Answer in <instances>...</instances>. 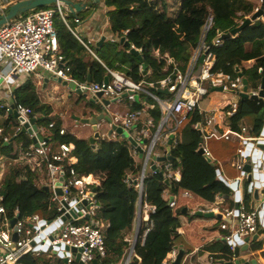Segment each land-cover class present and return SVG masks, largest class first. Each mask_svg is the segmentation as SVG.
<instances>
[{
	"label": "built area",
	"instance_id": "obj_1",
	"mask_svg": "<svg viewBox=\"0 0 264 264\" xmlns=\"http://www.w3.org/2000/svg\"><path fill=\"white\" fill-rule=\"evenodd\" d=\"M1 1L0 12L2 13L5 8L1 6ZM67 10L68 8L62 2L57 1L52 7L32 9L25 17H16L0 26V83L9 86L11 78L19 79V76H29L40 70L66 85L73 83L76 88L94 98L97 104L103 105L102 98L114 99L113 102L103 105L111 117L110 130L113 125L117 126L121 123V127L127 131V136H131L136 143L133 145L127 141L130 154L134 158L140 155L138 147L142 149L141 170L134 179V187L139 196L133 220V233L126 239L128 246L122 264H129L133 257L139 259L134 247L139 237L141 223L144 222L146 225L140 237L142 243L153 226L150 213L154 212L155 208L148 204L142 205L145 174L147 171H156L150 169V162L153 160V164L162 172L164 179L180 181V172L173 168L171 161H158L157 158L165 156L169 139H171L170 148L178 143L181 125L188 115L196 110L204 115L203 120L196 124L195 128L201 137L199 149H202V155L206 159L210 158L213 161L208 140L214 138L236 141L238 147L232 166L239 171V176L235 180L240 182L247 178L248 173L243 171L246 163L251 165V172L256 169L258 174H262L258 185V199L253 198V187L248 189L253 205L247 207L240 195L237 209L228 208L221 212L219 227L226 231L223 240L231 251V259L236 260L235 236L240 239L251 238L259 230V226L264 229V149L259 147L260 144H264V123L257 132L253 131L252 125L247 122L238 124L237 129L223 125L227 114L233 116L237 112L239 100L237 93L244 90L246 78L242 70L247 66L242 62L233 76L212 71L215 55L211 48L219 45L223 39L220 38L222 33L218 32L210 44L206 42V35L214 23L211 8L207 9L198 42L192 48L186 66L182 69L172 57L163 54L169 72L163 78L153 82H136L123 72L107 67L105 68L110 75L106 77L107 81L104 79L100 82L92 79L90 81L76 80L71 75L70 65L60 51L54 24L55 17L58 15L73 35L89 51L92 52V50L88 46L89 42H83L70 25ZM244 19L237 20L239 25ZM73 22L79 23L80 19L75 15ZM217 87H221L223 92L234 91L237 99L224 103L217 108L216 112H207L201 103L212 89ZM163 89L167 90V93H159V95L156 93L157 90ZM259 92L260 85L257 88H251L248 85L245 91L249 96L257 97ZM98 93L102 96L98 97ZM9 94L12 96L11 91ZM122 98H125L129 104L138 100L144 106L138 110L127 111H120L116 106L120 115L113 116L108 106L119 103ZM146 98L152 99L160 111V118L156 125L149 113L154 108V104L146 105L144 102ZM259 99L264 100V97ZM12 105H14L13 108ZM227 107H229L228 110H226ZM0 109H4L6 113L15 110L27 121L32 117V109L21 104L0 103ZM219 117H222L220 122ZM54 126L55 123L52 121L47 128H54ZM20 128L19 122L13 126V138L20 133ZM44 130L45 126L38 125L37 130L29 134L35 137L36 145L31 143L22 150L21 155L32 170L44 172V178L37 186L47 191L49 206L44 214L41 212L21 214L18 207L9 214L2 203L3 195L0 194V264H19L20 258L26 254L40 257L45 253L57 255L60 258L59 264H92L94 260L97 264H101L100 261L107 256L105 232L109 223L99 218L101 204L96 198V189L100 186L104 173L93 172L81 175L74 168L69 167L75 164L72 155L73 144L58 142L53 145L49 138L41 135ZM64 132L63 128L59 129V134ZM112 132L115 133V130L112 129ZM3 139L9 140L7 136ZM259 152L260 156H258ZM258 160H260L259 164H257ZM60 177H62L61 181ZM1 186L0 174V188ZM57 190H60V193ZM167 194L170 197H165ZM179 194L186 198L192 197L187 190H182ZM178 195L170 188H166L162 193L163 199L171 208L176 207ZM13 219L15 221L11 224ZM14 234L16 240L13 238ZM174 257L175 251H172V259L163 261L161 264H173ZM208 260L210 264H213L215 258L209 255Z\"/></svg>",
	"mask_w": 264,
	"mask_h": 264
},
{
	"label": "trees",
	"instance_id": "obj_2",
	"mask_svg": "<svg viewBox=\"0 0 264 264\" xmlns=\"http://www.w3.org/2000/svg\"><path fill=\"white\" fill-rule=\"evenodd\" d=\"M99 3L109 8L107 15L112 35L125 37L139 53H130L119 40H109L96 49L95 54L100 62L62 20L55 17L60 51L71 67V75L78 81L87 80L90 76L92 80L100 82L110 76L105 67L121 71L136 82H153L163 78L169 72L163 54L172 57L182 69L186 66L191 50L198 42L208 7L214 15L213 26L206 35L208 44L218 32L227 33L239 26L237 20L252 14L257 7L252 0H100ZM172 6L176 9L171 15ZM47 7L50 6L41 8ZM89 48L94 49V46ZM211 51L215 55L213 72L233 76L242 62L251 60V64L243 68L242 73L249 87L257 88L261 80H264V15L263 19L254 21L234 37L213 46ZM146 101L148 104H154L149 113L156 125L160 111L152 99L146 98ZM13 103L30 107L32 116L45 112L46 116L39 121L41 125L47 127L51 120H54L48 115L49 106L41 103L35 86L29 79L13 90ZM131 106L132 110L142 108L138 100ZM5 115L6 118L1 120ZM227 117L232 121L238 118L231 123L232 128L237 129L238 121L244 119L252 125L253 131L257 132L264 123V100L239 98L237 112L233 116L227 114ZM203 118L204 115L197 110L190 113L179 129L178 143L171 148V163L173 168L180 172L179 182L164 179L156 171L146 172L142 205L148 204L155 208L154 212L150 213L153 226L142 243L140 237L146 225L141 223L134 247L139 259L133 257L129 264H161L180 239L178 229L182 225L180 217L184 208H179L178 202L176 207H169L162 197L166 188H170L177 195L181 189L189 190L206 201H214L217 195L231 194V188L224 179L219 178L216 170L223 169L228 178L236 176L230 164L236 158L238 143L225 139L208 140V148L213 157V161L209 162L198 152L201 137L195 125ZM17 124V117L0 109V156H8L12 150L11 144L4 141V136L11 141L19 137L25 139V133L12 137L13 129L11 130L10 126ZM61 126V120L57 119L51 132L53 140L57 143L74 145L73 155L76 156L77 162L69 167L81 175L104 173L103 180L96 189V198L101 204L99 218L109 223L105 232L107 256L103 264H119L128 246L125 237L132 228L136 215L139 195L134 187V179L141 170V158H134L130 154L127 139L112 140L99 137L94 142L95 146H92L89 138H77L67 131L59 134ZM27 145L28 141L24 140V146ZM36 180L37 174L29 168L10 166L2 178L0 188L2 203L9 214H12L16 207L21 214L46 212L49 206L48 194L45 189L37 186ZM243 201L250 207L251 197L246 191ZM262 233L264 235V229ZM263 247L264 236L249 245L250 251L261 250ZM206 250L213 253L214 258L221 260L223 264H229L232 260L231 251L225 242L217 240L208 244ZM261 255L264 257V250ZM40 263L46 264L44 257H34L31 254H26L19 260V264Z\"/></svg>",
	"mask_w": 264,
	"mask_h": 264
},
{
	"label": "crops",
	"instance_id": "obj_3",
	"mask_svg": "<svg viewBox=\"0 0 264 264\" xmlns=\"http://www.w3.org/2000/svg\"><path fill=\"white\" fill-rule=\"evenodd\" d=\"M16 1H18V0H2L1 3L4 5L7 4L10 6L11 4L15 3ZM83 1H85V0H83ZM97 5L99 6V12L101 13L100 15H98L97 17H95V16L90 17L87 21H85V20H83V18L80 17L79 13L77 12L75 15L80 19V22L79 23L73 22V23L75 25L74 27H75V32H76L77 36L83 42H85V43L89 42L88 43L89 46H94V49L90 48L93 53L91 51H89L88 49L87 50L91 53V55L93 57H95L98 61L101 62V60L95 54L96 42L99 41L102 36L105 37L102 44H104L105 42H107L109 40L118 41L120 38L117 35H112V33L109 30V20H108V15H107V11L109 10V8L105 7L102 3H99ZM86 10H87V8L84 9L83 11H86ZM67 12H68L67 13L68 17L70 15H71L70 17L75 16L74 14H71V12L69 10H67ZM102 13H105L107 16L106 20L103 19L104 21L102 20ZM261 19H263V17ZM99 23H100V25H99ZM84 60H86V58H84ZM251 62L252 61H248V62H244V63H251ZM28 79L30 81H32V83L34 84L35 91L37 92V94L41 100V103H44L47 106H49L50 112L48 115L51 116L52 118H54V120H51V122L53 121L55 123V121L57 119H60L61 123H62L61 128H63L65 131L73 134L77 138H90L91 136H93L95 130H99V132L101 130H104V134H106L107 137L110 136V135H108L110 132L109 122H107L106 120L105 121L99 120V121H102V123L101 122L97 123L96 128H94L92 125L88 124V126H86L87 129H80L78 131L76 129L75 134L72 133L71 131H68L66 125L63 124V122H66V121H65V117H64V120L62 118V116H63L62 111L67 110V112L70 114L69 116L71 118H73L74 120H76V118L79 117L76 115L75 111H73V113H71L72 110H70V107L68 106L69 101H71V99L73 98V95L75 93L76 94H79V93H77L74 89L70 88L69 84L66 85L61 81H57V79L52 78L47 72H44V71L39 70L38 72H36L32 75H29V76H19V79L11 78L9 80V86H6L5 84L0 83V103L11 104L13 102V90L15 88H17L18 86H21ZM50 81H55L56 83H53V84L51 83V85H50ZM9 91L12 92V96L9 94ZM236 99H237V97L233 101H235ZM58 102H61V104L60 105L57 104ZM144 102L146 105L148 104L146 99H144ZM228 102H232V101L223 99L221 101L215 102L214 100L210 99V97L207 96L205 98V100L203 101V103H204L203 108L205 111L213 113V112H216L218 107H220L224 103H228ZM131 105L132 104H129L125 98H122L119 101V103H117L115 105L111 104L109 107V111L112 112V110L115 109L116 106L119 107L120 111L132 110ZM143 106L144 105H142V107ZM228 109H229V107L226 108V110H228ZM100 112H101V110L99 108H96L95 112L88 114L84 118H89V116H91V115H92V117H94L95 115H98ZM116 113H119V112L115 109L113 116ZM41 116L45 117L46 116L45 112H43L42 115L36 114L35 116H32V117H41ZM5 118H6V115L1 117V120L5 119ZM225 119L226 120H225V123L223 125L224 126H231V123L233 121H235V119H238V118L233 119V121L230 119V117H225ZM221 120H222V117H219L218 121L220 122ZM77 122H79V121H77ZM240 123H246V121L244 119H240L238 121V124H240ZM37 124L41 126V124H39V122ZM42 126H44V125H42ZM10 129L12 130L13 126H10ZM51 129H53V128H47L45 126V130L41 133V135L44 138H49L50 141L52 142V144L54 145L55 143H57V141L53 140ZM85 131L88 135L82 136L81 133L85 132ZM111 134H114V132H112ZM100 137H106V136H103L100 133ZM111 139L116 140L118 138H117V136L112 135ZM24 140L28 141L27 146H29L31 143L36 145V141H33L32 137L28 133H25V139L19 137L17 139L12 140V141H11V139H9L7 141L11 144L12 150L9 152L8 156H3V155L0 156L1 179L4 176L6 168L10 164L13 166H24V167L29 168L30 171L37 174L36 182H37V184H40L44 178V172L40 171V170H32V168L22 158V155H21L22 150L27 147V146H24ZM94 146H95V144H94ZM54 149H57V148L54 147ZM72 155H73V150H72ZM73 157H74L73 158L74 162L76 163L77 158L74 155H73ZM139 158H140V156H139ZM232 162H234V161H232ZM232 162L230 165L232 168H234V171L232 170V172H236V176L228 178L224 174L223 169H221V170L218 169L220 175L223 177V179L225 181H227V183L228 182L229 183L234 182L236 177L239 176V171L234 166H232ZM242 181L238 182L237 188L240 190V195L243 198L244 193L242 192V186H241ZM182 190H185V189H181V191ZM234 194H235V190L231 188V194L230 195H217L215 197L214 201H206V200L198 197L195 194H191L192 197L190 199L192 200V204H190L188 202L187 204L184 203L183 205L180 204V202H181L180 199L185 200L186 197L181 196V194L178 195V197H177L178 207L179 208L183 207L184 209H183V213L180 217L182 225L178 229V233L180 234V240L176 243L175 247L172 250V251H175V257H174L173 263L175 261H177V259L179 258V264H210L208 257H209V255H212L214 257V255H213V253L206 250V246L208 244H211V243L217 241V240L224 242L223 237L226 234V231L220 229V227H219L220 219H221V212L224 209L234 208V203H235ZM168 196L170 197L169 194L165 195V197H168ZM251 201H252V199H251ZM251 201H250V205H251ZM197 212H201L202 214H197ZM206 212H212V215H205L204 213H206ZM132 233H133V224H132V228L128 231V233L126 235L125 240L130 238ZM263 236H264L263 233L260 234L258 236V240L262 239ZM249 245H250V242L248 243L247 250L244 251V253L242 255L240 253V257L241 256L246 257V255L249 254V255L256 257V263L257 264H264V257L261 255V252H262V250H264V247L261 250L250 251ZM172 251H171V253L168 254V256L163 261L172 259ZM123 258L121 259L119 264H122ZM230 262H233V264H242L240 260H231ZM100 263L103 264V260L100 261ZM40 264H43V263H40ZM213 264H223V262L221 260L215 259Z\"/></svg>",
	"mask_w": 264,
	"mask_h": 264
},
{
	"label": "water",
	"instance_id": "obj_4",
	"mask_svg": "<svg viewBox=\"0 0 264 264\" xmlns=\"http://www.w3.org/2000/svg\"><path fill=\"white\" fill-rule=\"evenodd\" d=\"M57 1L62 2L67 8L68 10L72 13V14H76L77 12H80L81 10L86 9L88 6H92V5H97L99 4L100 0H18L15 3L11 4L4 12L0 13V26L5 24L6 22H8L11 19H14L16 17H18L19 15H21L22 13L35 9V8H41L43 6H49L51 4L56 3ZM264 15V0H261V4L258 8H256V10L254 11V13L251 15V17L245 18L244 21L237 27H235L234 29H232L230 32L227 33H222L221 35V39L226 40L231 38L233 35H236L237 33H239L240 31L244 30L246 27H248L249 25H251L254 21L261 19ZM105 37L102 36L100 38L99 41L96 42L95 45V50L98 49L101 45L102 42L104 41ZM120 44H123L124 47H126L128 49V51L132 54H138L139 50H136L131 43L125 38V37H121L119 39ZM91 78L90 76L87 77V81H90ZM57 81H60L59 79H57ZM104 81H107V78H104ZM70 88L74 89L77 93L82 94L84 97H87V93L83 92L82 90L78 89L75 87V85L73 83L69 84ZM248 86V82L246 79H244V90L243 92H239L237 93V95L239 96V98L242 99H253V100H258V98L260 97H264V80H261V84H260V92H259V97L257 96H249L247 93H245L246 89ZM153 90V88H152ZM212 91H222L221 87H217L212 89ZM157 93H167V90L163 89V90H157ZM227 93H231V94H235L234 91H227ZM98 97H101L102 94L98 93L97 94ZM91 102L96 103L95 99L90 97L89 99ZM114 99L112 100H108L105 98H102V103L103 105H107L110 102H113ZM98 108L101 110V112L98 115H95L94 117H92L91 119L89 118H82L79 119L81 122L83 123H87L92 125L94 128H96L97 122L99 120H106L107 122H111V117L107 114L104 106L102 104H98ZM14 107V105H12V108ZM11 113L17 117L18 122L21 124V128H20V133H28V134H33V131L37 130V126H38V122L41 121L44 117H30L28 118V121L22 117L19 116L15 110L11 111ZM112 129H114L117 132H122L121 128H117V126L113 125ZM112 129L110 130V134L112 133ZM264 133V130H263ZM100 137V132L99 130H95L93 136H91L89 138L90 144L92 146H94V142L97 138ZM127 141H129L130 144L135 145V141L132 139L131 136H127L126 137ZM32 140L35 141V137H32ZM171 139H169L168 141V145L166 148V154L164 157H160L157 158L158 161H164V160H173L172 156H171ZM260 148L264 149V144H260L259 145ZM139 156H142V149L140 147H138ZM198 152L200 154H202V149H198ZM261 153H258V156H260ZM264 158V156H263ZM209 162L211 161L210 158L207 159ZM260 163V160L257 161V164ZM150 169L151 170H156L157 172H159L160 175L163 176L162 172L157 170V168L155 167V165L153 164V160L150 162ZM243 171L247 172V178L245 180L242 181V192L244 193L245 191L250 195V193L248 192V189L250 187H253V198L254 199H258V185H259V181L261 180L262 174H258L257 170H253V172H251V165L249 163H246L243 166ZM217 175H219V178L223 180V177L220 175L219 170H216ZM62 180V177H60V181ZM226 184L231 187L232 189L235 190V194H234V208L237 209L238 208V200L240 197V190L237 188L238 187V181H234L231 183H227ZM94 190V189H93ZM60 193V190H57ZM253 205V203L251 204ZM263 212H261L262 214ZM197 214H202L201 212H197ZM205 215H212V212H206L204 213ZM14 219L11 220V224L14 223ZM263 221H264V214H263ZM264 223V222H263ZM262 230L263 228L259 229L257 231V233H255L254 235L251 236V238L249 237H245L244 239H240L238 236H235V240L237 242V246L235 248L234 251V255L236 257V260H240L242 264H257L256 262H254V260H247V259H243L240 257V253L242 251H246L248 248V243L249 242H253L258 240V236L260 234H262ZM13 238L16 240V235H13ZM237 262V261H236ZM92 264H97V261L94 260ZM173 264H179V258L177 259V261H175ZM229 264H233V262H229Z\"/></svg>",
	"mask_w": 264,
	"mask_h": 264
},
{
	"label": "rangeland",
	"instance_id": "obj_5",
	"mask_svg": "<svg viewBox=\"0 0 264 264\" xmlns=\"http://www.w3.org/2000/svg\"><path fill=\"white\" fill-rule=\"evenodd\" d=\"M252 2L257 6L256 8H258L260 6V4H261V0H252ZM1 6L3 8H5V9H7L9 7V5H7V4H5V5L1 4ZM49 6L52 7V6H54V4H51ZM256 8H255V10H256ZM172 9H173L172 10L173 12H171V15L175 12L176 7L175 6H172ZM29 11H26V12L22 13L18 17H20V18L25 17L29 13ZM254 11H253V13H254ZM78 13H79L80 17L83 18V20H85V21H87L90 17H93V16L97 17L98 15L101 14L99 12V6L98 5L88 6L86 11H83L82 10V11H80ZM252 14L247 15L246 18L251 17ZM70 16L68 17V21H69L70 25L75 29V27H74L75 25L73 23V17H70ZM56 17H59V16L57 15ZM103 19L104 20L107 19V16H106L105 13H102V20ZM99 25H100V23H99ZM245 64L248 67L251 63H245ZM51 83L53 84V83H56V82L55 81H50V85H51ZM157 94L159 95V93H157ZM208 97H210V99L214 100L215 102L216 101H221L223 99L233 101L236 98L235 94H231V93H227V92H223V91H212V92H210L208 94ZM89 99H90V97H88V96L87 97H84L82 94H76L75 93L73 95V98L71 99V101H69L68 106L70 107V110H72L71 113H73V111H75L76 115L79 116V117L76 118V120L79 121V122H77L76 120H74L73 118H71L69 116L70 114L67 112V110H63L62 111L63 112L62 118L64 120V117H65V121H66V122H63V124L66 125L68 131H71L72 133L75 134L76 133V129H77V131L80 130V129H87L86 126H88V124L81 122L79 119H82L85 116H87L88 114L95 112L96 108H98V106H99L97 103H93ZM57 104L60 105L61 102H58ZM201 105L203 107L204 106V103L202 102ZM115 109L117 110V108H115ZM115 109L112 110V112H111L112 115L114 114ZM91 118H92V115L89 116V119H91ZM103 121H105V120H103ZM100 122L102 123V121H99L97 123H100ZM121 126H122L121 123H118L117 128H121L122 129V132L115 131L114 134H110L109 133L108 135H110V136H108V137L105 134L106 137H103V138L111 139L112 138V135H115V136H117V138L126 139V137H127V131L123 127H121ZM81 135L82 136H86L88 134L85 131V132H82ZM10 166H12V165L9 164L8 167L6 166L7 168H6L5 173L8 172V169L10 168ZM187 191H189V190H187ZM189 192L191 194H193L191 191H189ZM180 200H181V202H180L181 205H183L184 203L187 204L188 202L190 204H192V200L190 198H186L185 200H182V199H180ZM243 253H244V251L241 252V255ZM43 257H44L46 263L59 264V262H60V258L57 255H55L54 253H45L43 255ZM241 258L247 259V260H254V262H256V257H254L252 255H249V254H247L246 257L241 256Z\"/></svg>",
	"mask_w": 264,
	"mask_h": 264
},
{
	"label": "bare ground",
	"instance_id": "obj_6",
	"mask_svg": "<svg viewBox=\"0 0 264 264\" xmlns=\"http://www.w3.org/2000/svg\"><path fill=\"white\" fill-rule=\"evenodd\" d=\"M109 107H110V105L108 106V109H109ZM120 115V113H116L114 116H119ZM100 133L103 135V136H105V134H104V130H101L100 131Z\"/></svg>",
	"mask_w": 264,
	"mask_h": 264
}]
</instances>
